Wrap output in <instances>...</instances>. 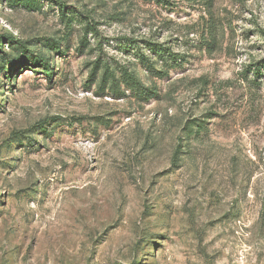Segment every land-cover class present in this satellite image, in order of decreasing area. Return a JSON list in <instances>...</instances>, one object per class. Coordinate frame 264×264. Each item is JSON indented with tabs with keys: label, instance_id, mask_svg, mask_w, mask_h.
Segmentation results:
<instances>
[{
	"label": "rangeland",
	"instance_id": "rangeland-1",
	"mask_svg": "<svg viewBox=\"0 0 264 264\" xmlns=\"http://www.w3.org/2000/svg\"><path fill=\"white\" fill-rule=\"evenodd\" d=\"M0 264H264V0H0Z\"/></svg>",
	"mask_w": 264,
	"mask_h": 264
},
{
	"label": "trees",
	"instance_id": "trees-1",
	"mask_svg": "<svg viewBox=\"0 0 264 264\" xmlns=\"http://www.w3.org/2000/svg\"><path fill=\"white\" fill-rule=\"evenodd\" d=\"M85 29H86V31H95V26H94V24L92 23V24H87L86 26H85ZM171 53V55H173V53L172 52H170Z\"/></svg>",
	"mask_w": 264,
	"mask_h": 264
}]
</instances>
